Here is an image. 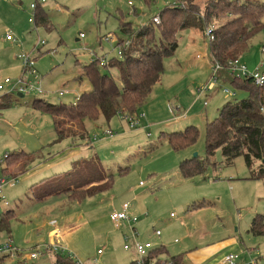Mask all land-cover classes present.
I'll use <instances>...</instances> for the list:
<instances>
[{
  "label": "rangeland",
  "instance_id": "obj_1",
  "mask_svg": "<svg viewBox=\"0 0 264 264\" xmlns=\"http://www.w3.org/2000/svg\"><path fill=\"white\" fill-rule=\"evenodd\" d=\"M195 1L202 12L209 0ZM259 1L264 3V0ZM31 2L34 0H0V82L4 78L15 81L23 75L44 91L42 94L21 92L22 96H17L16 91L12 95L16 102L9 108L0 107V118L3 117L0 120V178L5 179L1 195L8 205L0 199V215L7 208H13L16 214L10 224L9 236L2 233L0 242L10 239L19 251L0 264H53L52 258L57 254L70 256L77 264H138L140 259L137 255L131 249H123L125 243H130L124 238L128 234L127 227L124 228L121 223L117 228L109 218L110 213L120 210L123 203H128L130 207L135 205L141 212L137 215L138 220L148 221L138 238L144 234L149 239L150 235L160 238L155 236L156 230L162 236L175 235L176 232L166 245L169 254L164 251L158 257L160 260H167L178 251L177 242L181 243L182 239L171 223L181 217L193 200H197V197L193 198L194 194H207L204 201L207 199L216 203L214 193L222 192L219 206L224 211L221 213L230 234V226L237 213L242 216L241 226L250 222L251 213L264 215V181L246 178L256 172L258 161H254L249 169L244 158L239 156L227 166L218 149L213 157L217 166L207 165L202 175L185 177L179 171L181 160L194 158L201 161L204 158L206 120L211 121L222 104L247 96L246 92L220 80V76L212 88L200 90L213 73V62L209 57V40L199 27L191 24L178 31L177 47L171 55L164 56L163 74L146 103L139 108L135 127H131L124 116L116 115L108 122L99 116L96 120L84 119V130L80 126L68 134L66 130L70 128V122L64 121L60 125L64 131L59 132L51 115L30 106L34 99L52 104L74 102L76 96L90 89L82 75V67L96 57L109 58L117 54L114 43L98 38L110 34L116 39L125 38L126 35L118 29V18L130 21L132 28L137 30L149 24L174 0H46L44 9L50 23L48 27L28 22V18L34 20L35 11L29 8ZM207 23L217 24L210 20ZM153 26L157 36V28L155 24ZM7 33L13 37L10 42L5 41ZM20 55H28L32 59L34 72L24 71ZM239 59L249 71L253 72L262 65L259 70L264 72V27L248 40L247 48ZM196 65H203L202 76H195ZM224 88L229 91L228 94L222 92ZM59 91L63 94L59 95ZM2 94L4 91H0ZM176 96L180 98L179 102ZM161 101L169 105L177 103L182 113L175 109L174 114L176 117L184 115V118L176 121L175 117L166 126H152L150 123L164 113L163 110L156 111V104ZM150 102L153 104L148 105ZM144 109H154L155 112H150L147 117ZM144 116L148 123L146 127L139 123ZM24 123H27L26 126ZM78 123L71 128L76 129ZM188 125H194L199 130L195 142L182 149L171 148L167 143V134L184 131ZM107 130H112L114 135L107 137ZM74 143L81 144L83 148L79 158H75L77 161L96 156L105 172L113 175L109 190L86 196L80 201L66 199L62 195L61 205L51 211L50 201H47L48 205L32 199L26 181H20L18 176H5L1 171L5 166L4 156L18 151V146L22 144L20 148L34 152L26 159L33 164L43 161V157L37 158V154L49 152L53 155L67 144ZM26 156L29 155L22 156L20 160ZM63 167L61 171H68L71 165ZM47 173L51 176L55 170ZM220 173L233 175V185L241 192L236 194V201L229 193L223 195L230 190L221 191L222 180L214 181ZM59 175L55 174L51 179ZM64 179L59 182H64ZM40 186L37 185V192ZM198 199L201 200V195ZM170 212L175 217H170ZM51 218L55 219L60 230L58 238L51 234L53 226L48 224ZM237 235H241L245 244L249 245L246 239L252 238L250 233L242 229ZM256 238L257 242L250 241L256 256L248 263L256 261L264 264V235ZM151 243L154 245V242ZM49 246L51 248H47ZM34 249L38 251L37 257H26ZM237 258L234 260L236 264ZM184 264L189 263L184 260Z\"/></svg>",
  "mask_w": 264,
  "mask_h": 264
},
{
  "label": "trees",
  "instance_id": "obj_2",
  "mask_svg": "<svg viewBox=\"0 0 264 264\" xmlns=\"http://www.w3.org/2000/svg\"><path fill=\"white\" fill-rule=\"evenodd\" d=\"M42 13L39 9L34 12L40 24L45 21ZM158 16V24L151 20L137 30L132 28L130 21L118 18V29L126 35L125 38L117 37L121 54L107 59L96 57L82 67V75L90 89L78 95L74 102L52 104L34 99L30 106L51 115L59 132L64 131L60 128L64 121L70 122V128L66 130L68 134L75 131L71 127L76 126L77 122L80 123L77 129L82 126L84 130V119L96 120L102 116L108 122L116 115L133 118L163 74V58L176 49V37L180 29L192 24L203 30L207 21H216L208 50L212 60L226 69V62L240 58L247 48L248 40L264 27V3L259 0H209L201 12L195 0H174ZM153 24L157 28V36ZM125 39L130 40L127 46L123 45ZM229 83L246 92L247 96L222 104L217 115L205 123L204 158L201 161L194 158L181 160L179 171L185 177L202 175L207 165L217 166L213 157L219 149L226 165H231L239 156L244 158L249 169L254 161H258V169L248 177L264 179V112L261 111L264 106V84L258 86L251 79L236 78H230ZM12 95L4 94L0 99V107L10 105ZM198 135V128L188 125L184 131L168 133L166 139L171 148L178 150L194 143ZM24 155L23 151L7 153L3 158V175H11L9 168ZM112 176L105 172L99 159L92 156L89 160L75 162L70 170L57 178L38 181L37 184H43L34 194L38 198L65 194L69 199L80 201L86 196L109 190L113 183ZM61 179L64 182H59ZM2 201L7 205L5 200ZM14 216L13 209L9 208L0 215V235L6 233L9 236ZM251 230L257 235H264L261 215L253 218ZM164 251L162 246L155 247L151 254L158 258ZM169 259L171 264H180V256ZM54 264H77V261L70 256L57 254Z\"/></svg>",
  "mask_w": 264,
  "mask_h": 264
},
{
  "label": "crops",
  "instance_id": "obj_3",
  "mask_svg": "<svg viewBox=\"0 0 264 264\" xmlns=\"http://www.w3.org/2000/svg\"><path fill=\"white\" fill-rule=\"evenodd\" d=\"M45 3H46V0L44 3H39L37 7L35 8V11L38 9L41 10V12L43 11L42 14L45 17L44 19L45 21L43 22V24H40L34 16L33 22H35L37 25H43V26L48 27L50 23H48L49 21L48 16L46 15V12L44 9ZM30 4H29V8H30ZM28 22H30L29 18H28ZM98 39L101 40L100 37ZM5 41L10 42L11 40L5 39ZM209 57L212 61V57L210 53H209ZM101 59H107V58L105 56H102ZM201 67H203V65H196L194 67L195 76H198V77L202 76ZM219 76H220V80H222L223 82H229L230 80V76L225 71L220 72ZM155 84H157V82ZM17 96H22V95H17ZM77 97L78 96H76L75 100L77 99ZM179 100L180 98L176 96V101L179 102ZM15 102H16V98L12 96V103L6 107H1V108H9ZM152 104L153 103L150 102L148 105H152ZM171 105H169L168 102H166V104L165 102H162V101L158 102L156 104V111L163 110L164 113L160 115L161 116L160 118L154 119L155 122H151L150 124L152 126L154 125L166 126V125H169L170 121H174L176 117L174 114V110L176 109L180 111V108L177 103L175 104L172 103ZM144 111L147 117L150 115V112L152 111L155 112L154 109L153 110L144 109ZM179 113H182V111H180ZM136 117L137 115H135L133 118L136 119ZM183 118H184V115H181V116L176 117L175 120L179 121ZM0 120H3V117H1ZM208 121L209 119L206 120V122ZM139 123H142V125L145 127L148 125L145 116L142 119H139ZM26 124L27 123H24V126H26ZM77 128L78 127H76L75 130H77ZM76 135L77 134H75V136ZM53 139L54 138H52L51 141ZM21 146H23V144ZM21 146H18L19 147L18 151H23L25 152L26 155H29V156L24 157L18 163L12 165L9 168V173L12 176H18V179H20V181L27 182L28 184L27 188L30 190L32 199H35V201L46 202L47 204H48L47 201H50V206H51V211H52L58 205H61L63 199H60V198H62L61 197L62 195H64L66 199L68 197L65 194H56V195H50L47 197L38 198L35 196L34 191L36 190L37 185L39 186V185H42L43 183L37 184V182L42 180L43 178H45V181L49 180L51 176H54L55 174H62L63 172H66V171H61L62 170L61 168H64L63 166H67V164L71 165L70 167L71 169L73 165L75 164V162H77L78 160L75 158H79V156L82 154V151H83V148L81 147L82 145L81 144L78 145L76 143H74V145L67 144L65 147L55 152L53 155H49V152L45 153L44 155L42 153H39L37 154V158L43 157V161L37 160L38 162H35L33 164H30L28 161H26V159L31 157L34 152L30 153L28 151H25L22 148H20ZM27 148H30V147H27ZM227 166H230V165H227ZM51 170H55V173H53L52 175L50 174L51 176H49L47 172H50ZM248 176H246V178L251 181H257V180L264 181V179H251ZM218 180H222L220 182L222 184L221 191L223 189L227 191V188L230 190L229 192H226L225 194L223 193V195H227L229 193L231 195L232 200H234L235 198V201H236L237 199L236 194H240L241 192H240V189H236L235 186L233 185V175L229 173L222 175L220 173V176L215 177L214 179V181H218ZM249 186H252V184H250ZM220 193H222L220 192V190L214 193V198L216 197V203L210 200H207V199L206 201H204V197L205 196L207 197V194H198V195L194 194L193 198L197 197V200L196 201L193 200L192 205L187 206V208L185 209L181 217L171 223V226L179 231L177 232L178 233L177 236H179L182 239V242L181 243L177 242L176 249L178 251L176 253L171 254L170 257L180 256V264H184V260L188 261L189 264H229L224 261V256L229 253H235L238 256L237 264H247L249 260H251L253 257L256 256V253H254L253 251L254 247L252 243H250V241L257 242L258 238H256V236L258 237L261 235H257L252 232L251 222L256 215H261L264 221V215L260 213H251L250 222L249 223L246 222L245 224L243 223V226H241L240 222L242 221V216L239 213H237L232 226H230V228L232 229V234H230L229 233L230 229L227 227L226 222L224 220V216L221 213L224 211L219 206V203H221V198H222V195ZM200 195H201V200L198 199ZM9 209H13V208H9ZM129 211L132 215H135V216H137L138 214L141 215V212L137 211V208L135 205L133 207H130ZM170 213H169V216H170ZM14 215H16L15 211H14ZM170 217H175V216H170ZM52 220H55V219L54 218L49 219L48 224H50ZM147 222L148 221L146 219H143L141 221L137 220V222L134 224V227L136 228L138 234L141 233V231L146 229ZM122 226L126 228L125 224H123ZM55 229L59 230L58 227L56 228L53 227L51 234H53L54 238H58V236L54 235ZM242 229L245 233H250L252 235V238L246 239L249 242V245L245 244L241 235L239 236L237 235V232H240V230ZM173 234L174 233H171L169 236H162L160 234V238H156L150 235V239L148 238V236L144 234L139 239L142 241L148 240V241L154 242L153 246L156 248L162 246L168 255L169 250L167 246L169 242L171 241V238L173 236H176V232H175V235ZM173 241H176V239H173ZM158 242L160 244H158ZM5 258L6 257L1 258L0 263H3ZM55 260H56V255L54 258H52L53 264L55 263ZM255 264H259V263L255 261Z\"/></svg>",
  "mask_w": 264,
  "mask_h": 264
},
{
  "label": "built area",
  "instance_id": "obj_4",
  "mask_svg": "<svg viewBox=\"0 0 264 264\" xmlns=\"http://www.w3.org/2000/svg\"><path fill=\"white\" fill-rule=\"evenodd\" d=\"M7 1V0H4ZM45 0H35L34 2H32L30 4V9L35 11V8L37 7V5L39 3H44ZM30 22H33L34 20L32 18H29ZM153 23L158 24L159 23V16H154L152 18ZM215 28V25L213 24H206L203 28V33L204 35L208 38V40H212L213 39V30ZM6 40H13V37L11 36V34H6L5 36ZM115 39V40H114ZM102 41H108L110 43H114L115 47L117 49L116 53L117 55L121 54V49L120 46L117 45V39L114 37V35H109V36H104L101 38ZM42 43V42H41ZM130 44V40L129 39H125L123 42L124 46H127ZM20 59H22V63H23V69L24 71H32L34 72L33 69V61L32 59H30V57L28 55H20L18 56ZM212 69H213V73L211 75V77L208 78V82L200 87V90H209V88H212L215 84V81L217 79V77L219 76V73L222 71H227V74L230 76V78H236V79H251L253 81V83L255 85L261 86L264 84V72L260 71L259 68L262 66H257L255 68V70L249 71L247 69V67L242 64L240 62L239 58H234V59H230L226 62L225 66L226 69L224 68L223 65H221L219 62L212 60ZM209 83V84H208ZM0 91H4V94H10V93H15L17 91L18 92H22V93H35V94H42L43 90L41 87L36 86L32 83H30V81L25 78L23 75H21L20 77H18L15 81L10 80L9 78H4L1 82H0ZM223 92L228 94L229 91L227 89H223ZM0 95V99L1 97L4 95ZM59 95H62L63 92L59 91L58 92ZM261 111L264 112V106L261 107ZM125 120L129 123V125L131 127H135L137 125V119H134L132 117L129 116H124ZM105 135L107 137H112L114 135V132L112 130H107L105 132ZM5 181L4 178H0V199L3 198V196L1 195V186L3 184V182ZM6 203V202H5ZM129 204L128 203H123L121 205L120 210H113L110 213V220L114 223L115 227H119L125 224V226L127 227V231L128 234L124 235L125 239H128V241H130V243H125L123 245V249L124 250H132L137 257L140 259V261L138 262V264H147L146 261L148 262V264H158V262L160 264H171V260L167 259V260H160L157 258V256H152L151 251L154 250V246L151 243V241H141L139 240V234L136 230V228L134 227V224L137 222L138 218L135 215H132L129 211ZM170 216H174V213H170ZM50 225H52L53 227L56 228V221L52 220L50 222ZM59 230L55 229L54 235L58 236L59 235ZM155 236H160V231L156 230L154 232ZM47 248H51V246L47 247ZM100 252V251H97ZM18 248L14 246V244L12 243V241L10 239L5 240L0 242V259L3 257H8V256H13L14 254H18ZM38 255V251L36 249L30 251L26 257L30 258V259H35ZM237 255L235 253H229L226 254L224 256V261L229 263V264H236V262L234 261L236 259ZM248 264H255V261H252Z\"/></svg>",
  "mask_w": 264,
  "mask_h": 264
},
{
  "label": "water",
  "instance_id": "obj_5",
  "mask_svg": "<svg viewBox=\"0 0 264 264\" xmlns=\"http://www.w3.org/2000/svg\"><path fill=\"white\" fill-rule=\"evenodd\" d=\"M18 95H22L20 92H18ZM264 161V160H263Z\"/></svg>",
  "mask_w": 264,
  "mask_h": 264
}]
</instances>
